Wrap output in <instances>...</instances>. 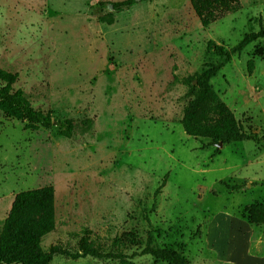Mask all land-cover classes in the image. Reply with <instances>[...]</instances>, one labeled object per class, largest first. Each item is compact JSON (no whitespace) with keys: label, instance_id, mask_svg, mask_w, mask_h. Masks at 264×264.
Segmentation results:
<instances>
[{"label":"rangeland","instance_id":"obj_1","mask_svg":"<svg viewBox=\"0 0 264 264\" xmlns=\"http://www.w3.org/2000/svg\"><path fill=\"white\" fill-rule=\"evenodd\" d=\"M117 1L0 0V68L17 73L13 89L34 108L73 126L65 137L55 123L32 130L0 111V222L17 192L52 185L56 224L45 249L75 246L72 234L86 229L105 249L120 238L129 254L152 230L155 245L180 249L191 264H264V223L245 211L264 203V141L217 146L186 135L180 118L191 96L174 81L220 61L209 41L230 49L264 26V0H239L237 12L205 27L189 0L110 9ZM209 82L246 133L264 135V38Z\"/></svg>","mask_w":264,"mask_h":264},{"label":"trees","instance_id":"obj_2","mask_svg":"<svg viewBox=\"0 0 264 264\" xmlns=\"http://www.w3.org/2000/svg\"><path fill=\"white\" fill-rule=\"evenodd\" d=\"M189 1L203 27L241 8L239 0ZM135 2L136 0H121L111 4L113 10L121 11L131 7ZM101 20L108 24L112 23L111 12L101 17ZM262 38L264 26L260 24L258 30L246 32L230 49L209 41L207 48L211 49L220 61L207 64L194 77L180 79L174 76L175 82L188 85L187 93L191 96L180 118L181 127L186 135L206 139L207 145H216L219 142L228 144L244 139L264 141V135L258 136L243 130L233 112L220 100L209 82L220 67L230 61L234 53L241 52L248 44ZM17 76L16 72L0 68V111L6 116L25 122V127L32 130L40 127L49 128L55 123L59 125L61 135L70 137L73 126L69 119L54 120L48 112L34 108L22 90L13 89ZM163 183L164 181L155 190V195ZM225 185L232 189L240 188L239 185ZM245 211L250 222L264 223V203H251L245 207ZM55 224V190L52 185L17 192L6 216L0 222V264H51L55 256L71 260L85 257L110 258L117 260L119 264H133L134 257L143 255H149L166 264H191L180 249L155 245L152 230L148 231L144 245L129 254L120 248L122 245L120 238L113 239L111 243L113 248L105 249L100 242L90 237V232L86 229L81 233L72 234L77 237L75 246L54 243L45 249L41 245L42 237L51 232Z\"/></svg>","mask_w":264,"mask_h":264},{"label":"water","instance_id":"obj_3","mask_svg":"<svg viewBox=\"0 0 264 264\" xmlns=\"http://www.w3.org/2000/svg\"><path fill=\"white\" fill-rule=\"evenodd\" d=\"M109 8H110V9H113V5H112L111 3L109 4ZM195 82H196V81L194 80V83H195ZM216 145H217V146H221L222 143L219 142V143H217Z\"/></svg>","mask_w":264,"mask_h":264}]
</instances>
